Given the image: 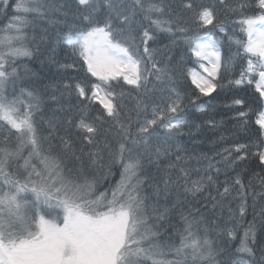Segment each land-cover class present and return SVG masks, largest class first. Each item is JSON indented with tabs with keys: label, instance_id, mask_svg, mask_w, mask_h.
Returning a JSON list of instances; mask_svg holds the SVG:
<instances>
[{
	"label": "snow or ice",
	"instance_id": "6c2138e0",
	"mask_svg": "<svg viewBox=\"0 0 264 264\" xmlns=\"http://www.w3.org/2000/svg\"><path fill=\"white\" fill-rule=\"evenodd\" d=\"M0 2L9 18L0 30V264H264V247L256 257L258 225L264 235V177L253 173L245 183L253 161L264 171V112L255 139L213 156L188 155L177 141L185 128L189 136L201 131L186 119L187 110L206 111L201 97L226 86L236 58L246 66L228 85L255 83L264 100V0H181L180 14L164 0H75L74 10L47 0ZM50 11L64 17L55 44L71 62L60 63L51 48L62 82L41 92L15 62L33 55L26 15L43 19ZM230 15L240 17V38L226 31ZM217 31L236 45L227 59ZM158 33L169 34L166 52L152 46ZM179 44L206 75L185 70L183 56L167 54ZM185 72L195 86L191 93L177 86ZM45 97L60 118L37 120ZM232 104L246 125V101ZM116 164L120 180L100 191L103 170L110 174ZM250 192L253 220L233 252L228 244L237 231L217 218L243 220ZM177 211L179 243L162 244L161 230L176 227Z\"/></svg>",
	"mask_w": 264,
	"mask_h": 264
},
{
	"label": "trees",
	"instance_id": "16d2710c",
	"mask_svg": "<svg viewBox=\"0 0 264 264\" xmlns=\"http://www.w3.org/2000/svg\"><path fill=\"white\" fill-rule=\"evenodd\" d=\"M8 2L14 7L16 0H8ZM164 2L166 4H171L176 14L181 13L182 10L179 7L181 0H164ZM203 2L215 3V0H203ZM47 3L51 5L69 4L72 6V10L75 9V0H47ZM3 13V4L0 2V30L5 29L9 23V18ZM11 13L12 8H9V17ZM21 14L25 15L23 13ZM247 14L251 15L252 13ZM26 19L30 22L26 29L29 38L27 46L31 49L33 55L19 57L16 60L15 65L18 68L20 75L25 78L26 83L34 84L39 91L43 92L45 85H53L62 82L61 77L63 73L59 72L58 68L49 60V57L53 55L51 48H55V58L60 63L71 62L68 59L66 51L57 47L55 44L57 35L60 33L61 29L64 28V17L61 13L50 11L43 19L36 18L34 14H27ZM184 19H187V17L185 16ZM239 19L240 17L236 15L229 16L228 22L225 25L228 35H233L235 33V38H240L241 33L238 24ZM192 27L194 28L195 26L192 25ZM2 34L3 33L0 32V35ZM199 34L203 36L205 35V32L201 30ZM157 35L159 37L158 43L152 46L161 49L162 52H166L165 45H169L171 43L169 34L158 33ZM214 35L216 39L221 41V52L225 59L236 52V45L234 43L229 44L223 33L217 31ZM241 53L243 55L242 50ZM167 54L176 56L177 58L183 56L185 70L198 68L196 57L191 55L186 45L179 44ZM242 64L246 66V59L241 61L240 58H236L229 71L225 74L227 79L222 81L226 86L223 89L218 88L216 92L211 93L208 97H201V100L206 102V111L204 113L197 111L195 107L189 106L186 119L194 122L195 124H199L201 126V131L194 136H189L188 129L185 128V134L177 137L179 146L186 149L188 155H199L201 153H206L208 156H213L215 151H218L222 147L229 146L233 142L248 143L250 140L255 139L259 134V125L256 124V119L259 113L262 112L263 102L262 100L258 99L259 93L256 91L254 83L248 84L245 82L240 86L228 85L227 83L228 80H235L239 78L240 71L242 70ZM177 79L179 81L177 86L182 92L187 91L191 93L195 88V86L191 84L190 78H187V72H185V75L183 76H178ZM20 83V81H17L18 85ZM16 91H19V87L16 88ZM48 91L51 92L52 89L49 88ZM10 93L11 89H9L6 93L9 95V98ZM197 94H199L198 90ZM133 95L135 94L133 93ZM236 98H243L246 101L244 110L249 112L247 123L243 126L237 119L236 108L239 106L232 104L233 99ZM45 99L46 103L41 106V112L38 113L37 120L46 122L49 119L60 118L62 114L56 112V105L47 100V97H45ZM125 103L131 107L133 101H131V98H127ZM249 109H251V111H249ZM208 120H214L217 122L219 124V128H212L211 125L207 123ZM195 131L196 130L193 129L194 133ZM221 135L225 137V141H220ZM104 163H107L106 156ZM249 168L250 170L248 176L245 177V183H247L249 177H252L253 173L257 174V176L264 177V171H262L258 166V162L253 161ZM121 171L122 169L120 168L119 164L111 166L110 174L109 169L106 167L102 172L104 178L101 179L99 183L100 191L113 188L120 180ZM153 171H155V169H153ZM224 179L225 177L222 173L220 180L223 181ZM253 182L256 185V191H259V180L253 178ZM161 205L164 206L163 200H161ZM248 205L249 207L247 214L243 220H239L235 224L229 220L227 214H225L223 217L217 218L218 222L223 220L227 227L235 228L237 231L238 238L228 244V248L233 252L235 248L239 246V238L243 236L244 229L247 227V222L253 220L254 214L251 207V192L248 196ZM260 206L261 202L257 198V212L259 211ZM232 207L235 208L236 204L233 203ZM257 221H259L258 216ZM171 223L176 227L170 231H164L162 229L160 242L162 244L175 243L178 245L179 236L177 234V229L180 227L179 211L173 213ZM257 239L258 244L256 245V257L259 258L261 255L260 248L264 247V235H262V233L259 231V225ZM171 258V256L162 257V259ZM244 258L247 259L246 256Z\"/></svg>",
	"mask_w": 264,
	"mask_h": 264
},
{
	"label": "rangeland",
	"instance_id": "374dc122",
	"mask_svg": "<svg viewBox=\"0 0 264 264\" xmlns=\"http://www.w3.org/2000/svg\"><path fill=\"white\" fill-rule=\"evenodd\" d=\"M204 36V35H203ZM197 59V58H196ZM206 63V62H205ZM196 69L198 72H201L202 74L206 75V73H203V70L199 68V65H198V68H194ZM254 86H255V83H254ZM263 102V108H262V112H264V100H262ZM115 187V186H114Z\"/></svg>",
	"mask_w": 264,
	"mask_h": 264
}]
</instances>
